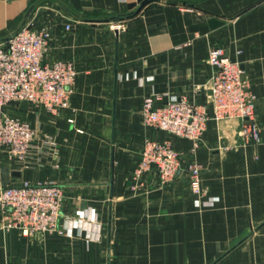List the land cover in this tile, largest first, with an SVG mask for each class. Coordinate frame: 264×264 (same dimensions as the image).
<instances>
[{
  "label": "crops",
  "instance_id": "obj_1",
  "mask_svg": "<svg viewBox=\"0 0 264 264\" xmlns=\"http://www.w3.org/2000/svg\"><path fill=\"white\" fill-rule=\"evenodd\" d=\"M39 3L30 22L50 29L45 62L73 61L77 79L66 110L6 108L54 149L34 152L28 165L0 152V186L61 185L70 236L47 237L41 260L17 256L18 237L0 233V264H264V0H0V45ZM120 20L126 30H112ZM214 47L250 81L261 142H245L239 119H210L195 147L141 118L152 93L214 115ZM147 139L170 140L184 162L200 164L205 192L194 196L183 172L168 183L154 171L134 178Z\"/></svg>",
  "mask_w": 264,
  "mask_h": 264
},
{
  "label": "built area",
  "instance_id": "obj_2",
  "mask_svg": "<svg viewBox=\"0 0 264 264\" xmlns=\"http://www.w3.org/2000/svg\"><path fill=\"white\" fill-rule=\"evenodd\" d=\"M70 25L66 26L69 30ZM112 30L125 31L122 22L113 23ZM51 39L50 29L32 27L30 20L12 38L0 45V152L6 151L9 161L28 165L34 152L48 154L54 142L40 138L31 123L6 111L9 106L46 109L52 113L70 107L77 67L71 60L45 62ZM214 68L212 107L217 120L239 119L241 135L246 143L261 142V129L256 121L255 97L239 63L233 61L222 47H214L208 56ZM143 122L171 136L187 138L195 147L207 129L211 115L208 107L186 97L164 98L157 94L144 97L140 108ZM39 141L41 144H38ZM154 171L161 182L174 181L183 172L195 196L204 193L202 168L195 162H184L170 140L147 139L135 169L137 180ZM63 189L54 183L25 182L0 189V204L26 235L61 231Z\"/></svg>",
  "mask_w": 264,
  "mask_h": 264
},
{
  "label": "rangeland",
  "instance_id": "obj_3",
  "mask_svg": "<svg viewBox=\"0 0 264 264\" xmlns=\"http://www.w3.org/2000/svg\"><path fill=\"white\" fill-rule=\"evenodd\" d=\"M41 5H44V3H39L37 6H36V8H35V10L37 9V8H39ZM35 10H34V12H35ZM33 12V13H34ZM33 15V14H32ZM32 17V16H31ZM30 17V18H31ZM30 20V19H29ZM28 20V21H29ZM118 22H122L123 24H124V22L122 21V20H120V21H117V22H115V23H118ZM112 24L113 23H111L110 24V27L112 26ZM32 27H34L33 25H32ZM248 80V84H249V89H250V91H251V86H250V81H249V79H247ZM255 97V96H254ZM256 100V99H255ZM213 114H215V112H214V110H213ZM255 115H256V101H255ZM216 119L215 118V116L214 115H212L211 116V119ZM217 120V119H216ZM26 121V120H25ZM217 121H220V120H217ZM256 121H257V118H256ZM28 122V121H27ZM30 123V122H29ZM257 123H258V125H259V128L261 129V125L259 124V122L257 121ZM33 126V125H32ZM241 126H242V123H241ZM203 137V136H202ZM202 139V138H201ZM200 142H201V140L198 142V145L200 144ZM250 143H256V142H250ZM247 144H249V143H247ZM144 148V147H143ZM2 152V151H1ZM3 152H6V151H3ZM8 159V158H7ZM10 162H12V161H10ZM186 162V161H185ZM192 162V161H191ZM195 163H197V162H195ZM198 164V163H197ZM199 166H201L200 164H198ZM202 168V167H201ZM135 169H136V167H135ZM135 169L133 170V176L135 177ZM150 172H152V171H150ZM150 172H148V173H150ZM148 173L146 174V175H148ZM185 174V173H184ZM146 175H144V176H146ZM186 175V174H185ZM140 179H142V178H140ZM140 179H138V180H140ZM25 182H29V181H24V182H19V181H15V180H12V182L10 183H8V184H5V185H1L0 186V189H2V188H4V187H6V186H19V185H23ZM33 183H35V182H33ZM43 183H48V182H43ZM55 185H58V186H60L62 189H63V187L61 186V185H59V184H57V183H54ZM201 185H202V188L204 189V187H203V184H202V171H201ZM63 191H64V193H65V202H64V205H65V203H66V192H65V190L63 189ZM204 192H205V189H204ZM194 195V194H193ZM202 195V194H201ZM195 196V195H194ZM200 196V195H199ZM199 196H196V197H199ZM64 205H63V207H64ZM62 210H63V208H62ZM62 219V218H61ZM62 230H64V228H62ZM0 233H1V235L5 238V239H10V237L11 238H16V237H18V239L20 240V242H21V247H22V249H20V251H25V252H27V253H20V251H18L17 253H16V255L17 256H25V254L26 255H28V252L29 253H32V255H35L36 254V256H37V258H39V257H41V260H43V257H44V255H45V251H44V249H43V247L44 246H41V245H43V243H45V240L47 239V237H52V236H56V237H62L64 234L65 235H68L69 233H68V231H66V230H64V233H62L61 231H54V232H49V233H45V234H36V235H26V234H24V232L23 231H21L20 229H19V226L16 224V221H13V219H12V217L8 214V212L5 210V208H4V206L3 205H1L0 204ZM68 236H70V235H68ZM35 246H37L38 247V251L36 252V253H33L34 251H29V248H31V249H33V248H35ZM24 247V248H23ZM26 247V248H25ZM13 253H10V252H7V250H6V253H5V255H7V256H10V255H12ZM37 264H43V263H39V262H37Z\"/></svg>",
  "mask_w": 264,
  "mask_h": 264
},
{
  "label": "water",
  "instance_id": "obj_4",
  "mask_svg": "<svg viewBox=\"0 0 264 264\" xmlns=\"http://www.w3.org/2000/svg\"><path fill=\"white\" fill-rule=\"evenodd\" d=\"M152 0H145V1H143L142 2V4H141V6L143 7V6H145L146 4H148L149 2H151ZM38 4H34V5H32L29 9H28V11H27V13H26V15H25V20H24V22H23V24L20 26V28L12 35V36H10L8 39H7V41L10 39V38H12L17 32H19L26 24H27V22H28V20L30 19V17L32 16V14H33V12H34V10H35V8H36V6H37ZM27 108H28V104H27V102H22L21 103V105H20V109L22 110V111H26L27 110ZM14 176H20V173H18V172H13L12 173Z\"/></svg>",
  "mask_w": 264,
  "mask_h": 264
},
{
  "label": "trees",
  "instance_id": "obj_5",
  "mask_svg": "<svg viewBox=\"0 0 264 264\" xmlns=\"http://www.w3.org/2000/svg\"><path fill=\"white\" fill-rule=\"evenodd\" d=\"M145 1V0H142V2Z\"/></svg>",
  "mask_w": 264,
  "mask_h": 264
}]
</instances>
